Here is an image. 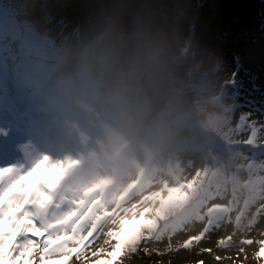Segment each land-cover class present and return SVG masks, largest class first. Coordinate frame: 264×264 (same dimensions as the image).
<instances>
[{"label":"rangeland","instance_id":"374dc122","mask_svg":"<svg viewBox=\"0 0 264 264\" xmlns=\"http://www.w3.org/2000/svg\"><path fill=\"white\" fill-rule=\"evenodd\" d=\"M60 1L41 0L37 6L24 3L28 9L24 12L20 7L22 0H0V104L5 93L13 95L17 102L9 113H4L5 117L12 116L25 105L32 92L37 93V118L30 121L23 117L22 127L29 123L28 129L32 130L41 149L30 141L13 148L25 158V171L44 157L63 163L66 174L59 191L69 199H87L89 202L100 199L105 203L113 199L114 204L107 203L109 209L117 203L130 207L142 195L159 191L161 181L167 180L169 185H174L171 174L177 164L183 169L182 183L190 180L197 170L207 167L209 174L206 179L210 186L214 178L211 172L219 165L204 157L212 151L220 153L222 162L229 161L231 154L222 152L221 141L227 120L233 127L239 117L264 124V0H164L187 5L186 9H181L186 16L181 33V56L185 58L181 82L165 78L146 85L132 97L130 106L139 124L159 125L168 118L169 111L178 104L183 105L186 109L185 128L180 135L166 141L122 127L111 119L106 109L86 99L70 98L57 88L58 77L62 71L70 72L71 65H65L61 70L58 55L53 54L54 49L59 53L83 44L101 6L107 2L66 0L70 8L63 14ZM52 43H55L54 49ZM259 43H263L262 50L256 49ZM248 65L256 69L257 75L247 69ZM4 84L10 86L9 92H3ZM76 124H82L78 128L81 132L76 146L71 145L68 151L59 155V147L53 145L51 139H57L56 135L61 132L66 137L70 131H75ZM104 129L106 134H102ZM109 130L122 131V141L118 144L109 141ZM42 134L47 136L46 140L42 139ZM103 135L106 136L105 144ZM235 138H247V133ZM261 138L264 139V132ZM87 140L89 143L85 142ZM132 140H138V143L125 160L131 166V177L119 178L114 189L113 185L107 188L104 181L114 180L113 172H119V157L123 152L120 145L130 144ZM88 144L93 146L90 151L85 148ZM101 147L105 149V157H102ZM236 150L249 157L254 152L257 163L264 161V148L240 145L234 152ZM80 157L85 163L83 168L70 166ZM137 166L145 170L135 176L139 172ZM232 171L234 169H219L223 179L228 177L223 187H227L229 194ZM240 175L247 178L245 172ZM262 176L264 173L258 172L253 179L258 181ZM131 179H137L140 187L130 199L119 200L118 196ZM86 192L89 195L85 196ZM254 210L255 205L249 214ZM232 216L234 219L235 213ZM160 223L162 226L163 222ZM190 226L185 231L176 232L171 239L165 235L159 241H141L135 253L118 257L114 264H264V258L255 256L259 247L256 241L264 239L261 235L264 232V214L257 218L249 232L238 231L234 223L222 224L220 229L206 234L199 244L194 243L190 249H184L179 245L198 235L204 224L197 221ZM109 230H116V226L110 222L102 225L85 242L84 256L80 260L73 257L69 264H94L98 258L108 259L104 253L93 256L92 252H99L101 248L105 252L112 249L114 241L104 243L109 239L106 235ZM234 232L236 235L228 247H218L219 239ZM241 239H252L254 243L241 245ZM241 247L243 252H240Z\"/></svg>","mask_w":264,"mask_h":264},{"label":"snow or ice","instance_id":"6c2138e0","mask_svg":"<svg viewBox=\"0 0 264 264\" xmlns=\"http://www.w3.org/2000/svg\"><path fill=\"white\" fill-rule=\"evenodd\" d=\"M9 131L0 128V137L6 138ZM262 132L264 124L239 117L233 127L228 119L221 141L222 152L231 154L229 161L222 162L220 153L212 151L204 157L219 165L211 172L214 177L220 168L234 169L230 194L227 187L221 191L218 186L215 192L210 188L206 179L209 174L207 167L197 170L190 180L182 183L183 169L177 164L171 174L174 185H169L167 180L161 181L159 191L142 195L130 207L117 203L109 209L107 203L100 199L89 202L87 199H69L61 194L59 189L66 169L63 163L53 162L48 157L36 161L28 171L23 165L0 167V264H69L73 257L80 260L84 256L85 242L109 222L116 226V230L107 232L109 239L104 243L108 244L109 240L115 243L110 251L105 252L103 248L99 252L93 251V256L104 253L109 257L98 258L94 264H114L118 257L135 253L141 241H159L165 235L171 239L176 232L187 230L197 221L204 224L202 231L179 247L190 249L206 234L226 223H234L242 233L251 231L257 218L264 214V176L258 181L253 179L258 172L264 173V161L257 163L254 152L249 157L238 150L234 152V149L240 145L264 148ZM244 133H247V138H235ZM5 148L6 145L0 143V149ZM242 172L247 173L246 179L241 177ZM87 195L89 193L86 192ZM216 197L229 198L224 204L208 203ZM254 205L255 210L249 214ZM160 222H163L162 226ZM235 235L234 232L219 239L218 247H228ZM261 235L264 236V232ZM240 243L252 245L254 241L241 239ZM256 243L259 247L255 256L264 258V239ZM202 251L210 252L211 249ZM243 251L241 247L240 252ZM57 256L59 259L54 260L53 257Z\"/></svg>","mask_w":264,"mask_h":264},{"label":"clouds","instance_id":"9594fccd","mask_svg":"<svg viewBox=\"0 0 264 264\" xmlns=\"http://www.w3.org/2000/svg\"><path fill=\"white\" fill-rule=\"evenodd\" d=\"M187 5L164 0H107L91 25L87 40L58 53L57 88L73 99H86L106 109L111 119L141 134L166 141L186 125L183 105L168 112L159 125L139 124L132 97L146 85L172 78L181 82L185 58L181 33Z\"/></svg>","mask_w":264,"mask_h":264},{"label":"bare ground","instance_id":"6f19581e","mask_svg":"<svg viewBox=\"0 0 264 264\" xmlns=\"http://www.w3.org/2000/svg\"><path fill=\"white\" fill-rule=\"evenodd\" d=\"M40 2H41V0H22V3H23V5H21L20 7L23 9V11L24 12H27V8H26V6H25V4H27V5H29V6H32V4H34L33 6H37L38 4H40ZM25 3V4H24ZM60 3H61V1H60ZM69 10V9H68ZM63 13V12H62ZM55 27V26H54ZM6 96V95H5ZM4 96V97H5ZM13 105V104H12ZM12 105H6V108H7V111H10V109H12ZM17 115V114H16ZM8 129V128H7ZM103 132H104V134H106L107 133V131L104 129L103 131H102V134H103ZM109 138H110V140L109 141H111L112 143H114V144H118V143H120V141H122V135H123V132L122 131H112V130H109ZM100 137H102V136H100ZM54 138H52L51 140H53ZM77 139H78V137L76 136V139H75V141H77ZM86 143H89L88 142V140L87 141H85ZM77 143V142H76ZM106 143V136H104L103 135V144H105ZM126 143V142H125ZM123 145V143L120 145V147ZM124 145H126V144H124ZM102 146V145H101ZM85 148H86V151H90L91 149H93V146L91 145V144H88V145H86L85 146ZM69 150V149H68ZM67 150V151H68ZM132 150V147H131V145L130 146H128L127 147V149L124 151V153L121 155L120 154V157H119V166H120V168H119V172H117V171H114L113 172V174L115 175V179L113 180L114 181V183H112V189H114V187L116 186V185H118L119 184V178L120 179H125V178H128V177H131V176H129V173H130V169H131V166H129L128 164H127V162L125 161L126 159H127V157H128V153L130 152ZM101 152H102V157H105V156H103V153L105 152V149L104 148H102L101 147ZM149 150H148V154H149ZM60 154H62L63 152L62 151H60L59 152ZM142 154V153H141ZM82 155V154H81ZM143 155V154H142ZM150 157H151V154L149 155ZM149 159V158H148ZM143 160H144V158H143ZM20 161V163H15V165H13V166H18V165H22V161L21 160H19ZM76 161V160H75ZM74 161V163L72 164V165H70V166H73V167H76L77 165H79V166H82V167H84V165H85V163L83 162V159H82V157H80L79 158V160L77 159V161L75 162ZM123 162V163H122ZM145 162L147 163L148 162V160H145ZM70 164V163H69ZM138 167V166H137ZM105 168H108V167H105ZM145 170V168L143 167V168H141V167H138V171L139 172H137L136 174H135V176H137V175H140L141 173V171L142 170ZM218 169V167H216L214 170H217ZM117 173V174H116ZM151 173H149V175H150ZM220 174H221V172H219L218 171V175L217 176H215L214 178H212V181H211V187H212V189H213V191L215 192L216 190H217V187L219 186V188H220V190L221 191H223L224 190V187H223V183H224V181H226L227 180V176H225V178L223 179V177H221L220 176ZM146 175V174H145ZM152 175V174H151ZM26 179H29V177H26ZM107 181L109 180V179H106ZM106 180L104 181V184L106 183ZM132 180V179H131ZM138 180L137 179H133L131 182H129L126 186H125V188H124V190L120 193V196H118V198L120 197V199L119 200H121V197H123V199H126L127 197V199H130V197L133 195V194H135L136 192H137V189L140 187V184H138V186L135 188V189H133L132 190V186L135 184H137L136 182H137ZM226 183V182H225ZM224 183V184H225ZM132 190V191H131ZM132 193H131V192ZM127 192H130L129 193V195L128 196H126L125 195V193H127ZM124 196H126V197H124ZM118 200V201H119ZM111 202L112 204H114V200L113 199H108L107 200V203L108 202ZM122 201V200H121ZM227 202V200L226 199H221L220 197H216V199L215 200H211V201H209L208 203L209 204H212V203H221V204H224V203H226ZM111 203H108L109 205L111 204ZM195 223V222H194ZM192 229H194L192 226H190Z\"/></svg>","mask_w":264,"mask_h":264},{"label":"trees","instance_id":"16d2710c","mask_svg":"<svg viewBox=\"0 0 264 264\" xmlns=\"http://www.w3.org/2000/svg\"><path fill=\"white\" fill-rule=\"evenodd\" d=\"M234 1H235V0H234ZM232 5H233V3H232ZM61 6H62V11H63V12H66V9H67V11H68V9L70 8V5H69V3H67L66 0H62V1H61ZM233 8H234V7H232V10H233ZM233 11H234V10H233ZM224 14H225V12H224ZM52 45H53V49H54V47H55V43H52ZM262 45H263V43H259L256 49L262 50V48H261ZM53 54L57 56V55H58V52L54 49ZM247 69L250 70L254 76L257 75V73H256V69H255L254 67H249V65H248V66H247Z\"/></svg>","mask_w":264,"mask_h":264}]
</instances>
